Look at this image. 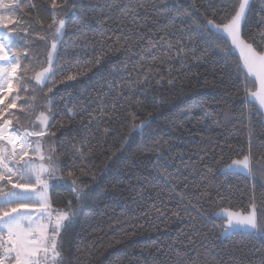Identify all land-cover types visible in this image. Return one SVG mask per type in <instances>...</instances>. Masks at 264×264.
Wrapping results in <instances>:
<instances>
[{"label": "trees", "instance_id": "16d2710c", "mask_svg": "<svg viewBox=\"0 0 264 264\" xmlns=\"http://www.w3.org/2000/svg\"><path fill=\"white\" fill-rule=\"evenodd\" d=\"M18 2L15 12L0 14L21 21L28 42L19 40L14 50L27 49L21 65L29 66L25 80L32 81L48 61L51 0ZM228 2L68 0L52 82L43 89L27 83L18 104L33 107L5 117L39 131L30 125L51 98L48 131L55 135L44 140L57 175L70 181L72 171L77 185L87 186L83 200L70 184L49 189L54 208L67 210L71 202L78 209L63 235L64 264H264V239L223 236L225 220L214 216L244 210L253 198L258 208L264 204L263 116L255 104L242 103L245 87L256 85L237 78L234 50L228 63L219 54L223 36L202 31L207 19L220 23ZM262 8L264 0H252L249 29ZM118 36L127 42L117 43ZM149 67L159 74L141 84ZM250 154L249 176L221 173ZM258 224L264 227V213Z\"/></svg>", "mask_w": 264, "mask_h": 264}, {"label": "snow or ice", "instance_id": "6c2138e0", "mask_svg": "<svg viewBox=\"0 0 264 264\" xmlns=\"http://www.w3.org/2000/svg\"><path fill=\"white\" fill-rule=\"evenodd\" d=\"M67 4L68 0H51L52 21L48 28L52 35V51L48 53V67L36 71L32 81L25 80L29 66L21 65L22 57L28 55L27 49L23 52L14 50L19 40H24L25 44L28 42L26 36H20L18 25L21 21L12 15L0 14V264H64L61 251L63 235L76 219L78 209L72 208L71 202H68L67 210L54 208L48 190L52 183L60 182L71 185L77 200H83L88 194L87 186L77 185L78 177L72 171L68 172V176L73 177L70 181L57 175L59 170L52 156H45L42 151L44 138L55 135L48 131L52 115L51 98L48 111L40 112L36 117L38 123L30 125V128L39 127V131L21 130L18 119L14 123L13 119L5 118L6 115L15 117L12 110L18 107L17 101L21 99L19 93L28 90L27 83L34 81L37 86H44L52 82L50 77L55 74L52 52L57 49L70 16L71 9ZM251 5L252 0H229L221 9L223 14L218 17L220 23L207 19L202 31L211 35L223 34L225 47L219 49V54L226 63L233 50L238 51L234 65L237 78L242 79L245 85H258L256 91L245 87L242 103L258 102L256 111L259 113L264 111V15L256 20L255 30L249 29ZM19 7L18 0H0V9L6 13L11 14ZM139 7L143 8L144 4ZM261 13H264V8ZM22 30L25 33L28 31L27 28ZM39 38L46 39L45 36ZM121 39L127 42L128 38L118 36L116 42L119 43ZM168 48H172V45L169 44ZM164 62V59L159 60L160 64ZM96 63L99 64L100 59ZM152 63H157V57H152ZM153 74H159L158 69L154 73L149 67L141 84L146 83ZM75 78L69 76L67 79ZM48 91L52 92V89ZM9 98L10 102L6 103ZM25 104L28 108H25ZM32 107L29 101L19 105L22 112ZM68 111L74 114L72 109ZM145 123L142 121L139 127L142 128ZM77 152L83 158L82 149H77ZM37 158L39 163L36 162ZM228 167L250 171L251 154ZM81 175H86L83 169ZM258 213H264V204L258 208L255 198L244 210H222V215L227 219L226 231H246L249 235L264 239V227L258 224Z\"/></svg>", "mask_w": 264, "mask_h": 264}, {"label": "water", "instance_id": "95a60500", "mask_svg": "<svg viewBox=\"0 0 264 264\" xmlns=\"http://www.w3.org/2000/svg\"><path fill=\"white\" fill-rule=\"evenodd\" d=\"M220 36H223V34H219ZM63 37V36H62ZM62 40V38H61ZM60 41H58V45H57V49L52 52V60H53V63L55 62V59H56V55H57V52H58V49H59V46H60ZM52 49L50 47V50L49 52H51ZM234 51L237 53V55H239L238 51L234 49ZM45 67H48V61H47V65ZM256 85V84H255ZM46 85L44 86H40L42 89L45 87ZM258 85H256L255 89L253 91H256ZM256 106L258 105V102L255 104ZM261 114L263 116L262 118V121L264 122V111H261ZM233 163V162H232ZM231 163V164H232ZM229 164V165H231ZM228 165V166H229ZM226 166L222 169L221 173L222 174H233V173H240L242 175H245V176H249L250 175V171H245L243 168H240V169H229V167ZM216 218H219V219H223L225 220V223H224V226H225V230H224V233L222 234L223 236H229V235H232L233 233H239V232H242V233H248L246 231H240V230H236V231H226V226H227V219L224 215H222V210L218 211L215 215H214Z\"/></svg>", "mask_w": 264, "mask_h": 264}, {"label": "rangeland", "instance_id": "374dc122", "mask_svg": "<svg viewBox=\"0 0 264 264\" xmlns=\"http://www.w3.org/2000/svg\"><path fill=\"white\" fill-rule=\"evenodd\" d=\"M14 84H15V82H14ZM27 87V86H26ZM8 100H10V98L8 99ZM7 101V100H6ZM5 101V102H6ZM19 101H23V99H20ZM19 101H17V105H18V107L16 108V109H13V110H19L18 108H19V104H18V102ZM14 112V111H13ZM42 151L44 152V154H45V156H48V155H51L52 156V158H53V162L56 164V166H57V161H56V159L54 158V156H53V150H52V145H51V142H47L46 140H43V142H42ZM30 155H33L31 152H30ZM36 162L37 163H39L40 161H39V159L37 158L36 159ZM46 163H47V161H45ZM58 182H56V183H52V185L50 186V188L52 187V186H54L55 184H57ZM49 188V189H50ZM48 192H49V190H48Z\"/></svg>", "mask_w": 264, "mask_h": 264}]
</instances>
